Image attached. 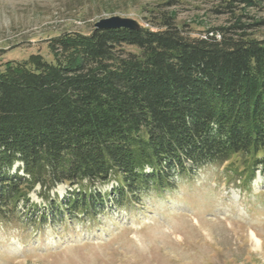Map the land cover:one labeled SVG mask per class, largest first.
<instances>
[{"label": "trees", "instance_id": "16d2710c", "mask_svg": "<svg viewBox=\"0 0 264 264\" xmlns=\"http://www.w3.org/2000/svg\"><path fill=\"white\" fill-rule=\"evenodd\" d=\"M233 14V23L205 36L168 13L139 29L66 31L48 41L54 62L41 54L5 62L0 220L36 224L94 213L105 201L84 181L112 176L121 203L170 188L176 175L211 162L229 161L244 181L264 173V39ZM235 156L245 171H237ZM60 183L80 186L65 203L50 195ZM37 185L41 211L29 197Z\"/></svg>", "mask_w": 264, "mask_h": 264}, {"label": "rangeland", "instance_id": "374dc122", "mask_svg": "<svg viewBox=\"0 0 264 264\" xmlns=\"http://www.w3.org/2000/svg\"><path fill=\"white\" fill-rule=\"evenodd\" d=\"M227 1L0 0V70L32 54L54 62L51 38L66 31L88 34L98 20L114 15L150 26L168 13L192 34L205 36L233 23L235 12L250 36L264 39V1L233 12ZM237 158L232 163L245 171ZM229 164L207 163L176 175L170 188L147 189L121 203L116 177L94 185L84 181L105 201L94 213L36 224L0 220V264H264V173L244 181ZM79 187L60 183L50 195L65 203ZM42 193L40 185L29 193L40 211Z\"/></svg>", "mask_w": 264, "mask_h": 264}, {"label": "water", "instance_id": "95a60500", "mask_svg": "<svg viewBox=\"0 0 264 264\" xmlns=\"http://www.w3.org/2000/svg\"><path fill=\"white\" fill-rule=\"evenodd\" d=\"M96 28H131L139 29L140 23L131 17H122L120 15H114L106 18H101L95 23Z\"/></svg>", "mask_w": 264, "mask_h": 264}]
</instances>
